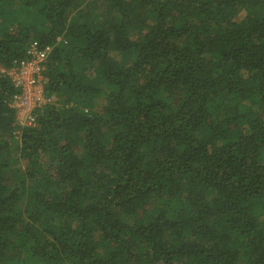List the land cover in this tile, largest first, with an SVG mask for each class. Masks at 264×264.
Returning <instances> with one entry per match:
<instances>
[{
    "label": "trees",
    "instance_id": "obj_1",
    "mask_svg": "<svg viewBox=\"0 0 264 264\" xmlns=\"http://www.w3.org/2000/svg\"><path fill=\"white\" fill-rule=\"evenodd\" d=\"M0 264H264V0H0Z\"/></svg>",
    "mask_w": 264,
    "mask_h": 264
},
{
    "label": "built area",
    "instance_id": "obj_2",
    "mask_svg": "<svg viewBox=\"0 0 264 264\" xmlns=\"http://www.w3.org/2000/svg\"><path fill=\"white\" fill-rule=\"evenodd\" d=\"M51 50L50 45L40 48L37 42H33L28 49V58L11 68H1L19 88L10 103L17 110L20 126L33 125L36 122V111L54 99L47 95L43 74Z\"/></svg>",
    "mask_w": 264,
    "mask_h": 264
},
{
    "label": "bare ground",
    "instance_id": "obj_3",
    "mask_svg": "<svg viewBox=\"0 0 264 264\" xmlns=\"http://www.w3.org/2000/svg\"><path fill=\"white\" fill-rule=\"evenodd\" d=\"M16 120V119H15ZM21 128V127H20Z\"/></svg>",
    "mask_w": 264,
    "mask_h": 264
}]
</instances>
